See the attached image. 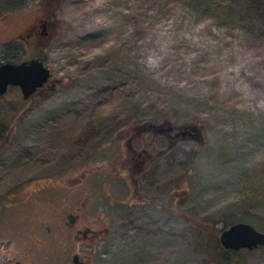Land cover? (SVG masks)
Instances as JSON below:
<instances>
[{
  "label": "rangeland",
  "instance_id": "374dc122",
  "mask_svg": "<svg viewBox=\"0 0 264 264\" xmlns=\"http://www.w3.org/2000/svg\"><path fill=\"white\" fill-rule=\"evenodd\" d=\"M31 56L55 84L0 97V125L16 127L0 135V192L85 171L95 200L120 195L94 264H229L221 229L264 230V0H0V60ZM168 120L202 142L184 138L132 192L123 139ZM230 264H264V248Z\"/></svg>",
  "mask_w": 264,
  "mask_h": 264
},
{
  "label": "flooded vegetation",
  "instance_id": "af4514ba",
  "mask_svg": "<svg viewBox=\"0 0 264 264\" xmlns=\"http://www.w3.org/2000/svg\"><path fill=\"white\" fill-rule=\"evenodd\" d=\"M42 22L45 24V21ZM5 61L8 60H0ZM54 84L55 80L52 82L49 78L34 92ZM12 87L19 88L23 99L31 97L25 98L16 84H9L0 93V97L10 93ZM169 125L171 128L168 130ZM183 125L186 124H176L168 120L148 122L129 130L123 139L127 156L126 167L129 171V181H126L128 187L132 186L133 190L134 184L138 182L137 177L150 170V166L159 162V158L168 156L184 138H194L195 132L192 130L183 133ZM12 126L8 129L0 125V135L4 132L11 134V130L16 128L15 122ZM11 140L9 136L6 139L0 138V144ZM138 140L140 144H136ZM9 172L7 160L1 155L0 173L6 176ZM24 176L25 174H20L13 186H4L0 192V264H94L97 250L95 244L111 231L110 222L113 212L116 211L115 207L119 210L120 204L125 203L120 195L95 200L92 187L85 183L88 176L85 171L64 178L69 183L68 186L58 181L62 179L59 176L51 179L36 178L31 181L34 185L28 188ZM117 178L123 177L117 175ZM60 189L63 194L54 207L51 201L59 194ZM43 197V203L38 205ZM14 207L17 213L19 209L22 210L21 221L19 217L16 221L10 218ZM31 210L35 214L33 219ZM39 213L47 214V217H37Z\"/></svg>",
  "mask_w": 264,
  "mask_h": 264
},
{
  "label": "water",
  "instance_id": "95a60500",
  "mask_svg": "<svg viewBox=\"0 0 264 264\" xmlns=\"http://www.w3.org/2000/svg\"><path fill=\"white\" fill-rule=\"evenodd\" d=\"M41 24L44 25L43 22ZM50 76L51 70L39 56H31L28 59L20 60V62L11 60L0 62V93L4 92L9 84H16L19 85L23 96L27 98ZM170 128L169 125L167 129ZM191 130L195 132L194 138L198 142H202L200 126L196 124L183 125V133ZM220 231L218 239L225 249L248 248L251 250L257 246H264V230L258 229L253 223L244 220L234 221Z\"/></svg>",
  "mask_w": 264,
  "mask_h": 264
},
{
  "label": "trees",
  "instance_id": "16d2710c",
  "mask_svg": "<svg viewBox=\"0 0 264 264\" xmlns=\"http://www.w3.org/2000/svg\"><path fill=\"white\" fill-rule=\"evenodd\" d=\"M215 243L219 246L221 242H219V239L217 238ZM258 247L264 248V246H258ZM221 248H222L223 259H224V261L226 263H229V264L231 263L232 255L239 254V250H240V249L234 250V249H231V248L230 249H225L224 247H221ZM248 250H250V249H248Z\"/></svg>",
  "mask_w": 264,
  "mask_h": 264
}]
</instances>
